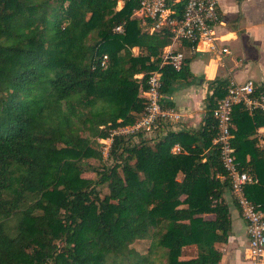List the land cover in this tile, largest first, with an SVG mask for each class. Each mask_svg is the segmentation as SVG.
Returning a JSON list of instances; mask_svg holds the SVG:
<instances>
[{
	"label": "trees",
	"instance_id": "trees-1",
	"mask_svg": "<svg viewBox=\"0 0 264 264\" xmlns=\"http://www.w3.org/2000/svg\"><path fill=\"white\" fill-rule=\"evenodd\" d=\"M118 1L0 0V264H153L155 252L165 264L220 259L228 183L211 113L224 80L207 83L196 130L162 127L157 139L136 143L114 136L111 164L88 167L102 158L96 140L143 112L139 89L151 72H161L163 96L189 75L185 59L178 72L158 68L170 34L147 32L132 15L138 0H121L117 10ZM118 25L122 34L112 32ZM231 123L235 160L257 179L244 195L264 214V151L254 137L264 115L236 105ZM137 240L149 242L148 255L129 256L127 244ZM185 251L191 257L181 260Z\"/></svg>",
	"mask_w": 264,
	"mask_h": 264
},
{
	"label": "built area",
	"instance_id": "built-area-1",
	"mask_svg": "<svg viewBox=\"0 0 264 264\" xmlns=\"http://www.w3.org/2000/svg\"><path fill=\"white\" fill-rule=\"evenodd\" d=\"M132 15L146 27L149 34L165 29L170 34V42L159 56V66L169 67L175 72L180 71L184 56L179 48L185 43L190 52H209L216 50L220 35L216 29L222 26L215 0H138V8ZM113 33L122 34V25L115 26ZM221 54L228 53L225 48H218ZM107 59L102 56L99 67L104 69ZM142 75L134 76L140 79ZM161 72H151L146 80V90L139 89V96L144 99L143 112L137 116L130 126L119 127L109 131V136L136 135L148 132L159 122L176 120L169 109L162 106L164 99L160 94ZM252 80L238 83L228 80L224 87V96L217 101L211 116L215 125L212 145L218 150L219 162L228 183L234 203L238 207L241 219L245 223L247 236L246 260L250 264H259L264 252V215L259 206L248 201L244 195L247 185L257 183L256 177L248 170L239 167L231 146V111L236 105L250 114L258 110L264 115V94L256 91ZM109 138V137H108ZM259 149L264 151V142L257 140ZM170 152H179L174 145Z\"/></svg>",
	"mask_w": 264,
	"mask_h": 264
},
{
	"label": "crops",
	"instance_id": "crops-1",
	"mask_svg": "<svg viewBox=\"0 0 264 264\" xmlns=\"http://www.w3.org/2000/svg\"><path fill=\"white\" fill-rule=\"evenodd\" d=\"M119 1L117 10L122 5ZM215 1L223 24L216 29L220 41L216 43L215 51L190 52L186 44L179 48L188 61L189 75L185 80L173 82L176 89L173 96L166 98L167 94H161L164 102H169L166 109L176 117V120L164 122L167 131H194L199 127L204 115V99L211 93L207 88L209 81L217 78L226 83L228 80L238 83L252 80L264 91V0ZM217 47L225 48L228 53L221 54ZM254 135L258 141H263L264 126L258 127ZM245 159H248L247 155ZM222 199L228 209L230 229L226 242L215 244L220 253L217 264H250L245 256V223L228 189L222 193ZM203 218L210 220L212 216ZM188 253L185 251L180 259H190ZM259 264H264V252Z\"/></svg>",
	"mask_w": 264,
	"mask_h": 264
},
{
	"label": "rangeland",
	"instance_id": "rangeland-1",
	"mask_svg": "<svg viewBox=\"0 0 264 264\" xmlns=\"http://www.w3.org/2000/svg\"><path fill=\"white\" fill-rule=\"evenodd\" d=\"M120 1L117 2L116 4V9L117 7H120ZM136 18V17H134ZM138 19V18H136ZM132 55H137V50L132 49L131 50ZM175 83H172L171 86L169 87V90L167 91V95L166 98H169V96H173L174 92H176ZM164 126H163V125ZM166 123L164 122H159L155 128L151 129L148 132H144L142 135H140V137L137 136H132V135H126L125 138H127V136H130L131 139L130 141L133 143H136L138 141V138L141 139H145V140H149V139H157L159 136V134L162 133L167 130V128L164 129V131H162V127H165ZM114 137V136H112ZM112 137L109 136V138L105 139V140H96L97 143V150L100 151V155H101V160L95 161V160H89L87 163L89 164L88 167H93V168H99V166L102 164V162L104 164L110 165L111 164V160L108 157V150L111 146V140ZM83 178H87V179H95V175L94 173H92L91 171H85L82 175ZM104 192V189L102 190L101 193ZM148 246H149V242L146 240H137V241H131L127 244V248H128V253L129 256L131 257H144L146 255H148ZM188 256H190V253H188ZM149 258H152L153 264H165L164 263V259L160 256L159 252H155L154 254H150L148 255Z\"/></svg>",
	"mask_w": 264,
	"mask_h": 264
}]
</instances>
